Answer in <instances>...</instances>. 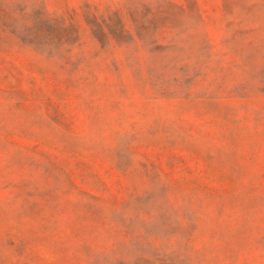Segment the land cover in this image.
<instances>
[{
    "label": "rangeland",
    "instance_id": "obj_1",
    "mask_svg": "<svg viewBox=\"0 0 264 264\" xmlns=\"http://www.w3.org/2000/svg\"><path fill=\"white\" fill-rule=\"evenodd\" d=\"M0 264H264V0H0Z\"/></svg>",
    "mask_w": 264,
    "mask_h": 264
}]
</instances>
